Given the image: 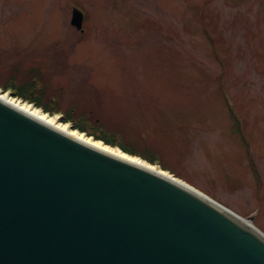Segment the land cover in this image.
I'll use <instances>...</instances> for the list:
<instances>
[{
	"label": "rangeland",
	"instance_id": "obj_1",
	"mask_svg": "<svg viewBox=\"0 0 264 264\" xmlns=\"http://www.w3.org/2000/svg\"><path fill=\"white\" fill-rule=\"evenodd\" d=\"M0 86L154 153L264 233V0H0Z\"/></svg>",
	"mask_w": 264,
	"mask_h": 264
},
{
	"label": "water",
	"instance_id": "obj_2",
	"mask_svg": "<svg viewBox=\"0 0 264 264\" xmlns=\"http://www.w3.org/2000/svg\"><path fill=\"white\" fill-rule=\"evenodd\" d=\"M174 179L0 99V264H264L261 233Z\"/></svg>",
	"mask_w": 264,
	"mask_h": 264
},
{
	"label": "bare ground",
	"instance_id": "obj_3",
	"mask_svg": "<svg viewBox=\"0 0 264 264\" xmlns=\"http://www.w3.org/2000/svg\"><path fill=\"white\" fill-rule=\"evenodd\" d=\"M0 99L11 106L17 108L18 110L28 114L29 116L45 123L46 125L84 143L87 144L93 148L100 149L105 153H110L112 155H116L118 157H121L123 159L129 160L131 162H134L141 167L148 169V170H154L158 171L159 173L166 174L167 176H171L170 174L166 173V171H162L161 167L156 164H151L147 162L146 160L139 158L138 156H132L123 150H121L118 146L109 145L105 142H102L101 140L95 139L91 136H88L84 134L83 132H80L77 129H74L71 127V125L66 123H61L58 119V114H47L44 113V111L36 106H33V104H29L27 102H23L22 100L18 98H12L7 95V93H2L0 91ZM175 181H179V183L182 181L179 179V177L174 176ZM182 184H187L186 182L182 181ZM189 185V183L187 184ZM192 187V186H191ZM247 225L255 227L253 224H249V220H243ZM242 222V223H243ZM252 223V222H251Z\"/></svg>",
	"mask_w": 264,
	"mask_h": 264
},
{
	"label": "trees",
	"instance_id": "obj_4",
	"mask_svg": "<svg viewBox=\"0 0 264 264\" xmlns=\"http://www.w3.org/2000/svg\"><path fill=\"white\" fill-rule=\"evenodd\" d=\"M28 96V97H27ZM27 96H22L25 99H29L30 101L34 102L35 105L37 106H41V102L38 100V96L34 95H27ZM44 106V105H43ZM59 110V108L57 107H50V106H44V111H49L51 113L57 112ZM66 112V116H65V121H71L72 122V126L73 128H77L80 131L86 132L88 135H93L96 139H102L105 143L113 145V146H119L121 149H123L125 152H128L130 154L133 155H138L141 156L143 159L148 160L151 163H155L157 158H155V154L152 153V155H154L153 157L151 156V154L149 152H139L137 151L136 148H133L132 146H127L124 143L120 142L118 139L115 138L114 134H107L104 130L99 129L100 132H96L93 130H89L88 126L78 122V120H75L74 118H72V116H70V112H74L73 109H70ZM162 168L164 169H169L168 167H166L163 163H161Z\"/></svg>",
	"mask_w": 264,
	"mask_h": 264
}]
</instances>
